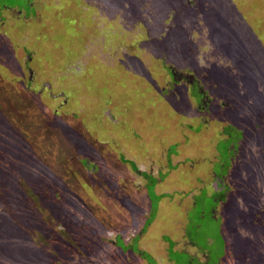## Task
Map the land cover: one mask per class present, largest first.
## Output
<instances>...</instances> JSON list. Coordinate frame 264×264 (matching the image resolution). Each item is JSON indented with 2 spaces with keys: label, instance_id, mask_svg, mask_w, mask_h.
I'll return each mask as SVG.
<instances>
[{
  "label": "rangeland",
  "instance_id": "1",
  "mask_svg": "<svg viewBox=\"0 0 264 264\" xmlns=\"http://www.w3.org/2000/svg\"><path fill=\"white\" fill-rule=\"evenodd\" d=\"M1 87L40 99L0 109V264L47 261L58 219L34 232L30 191L65 198L85 245L62 264H264V0H0ZM26 131L75 171L18 160Z\"/></svg>",
  "mask_w": 264,
  "mask_h": 264
},
{
  "label": "trees",
  "instance_id": "2",
  "mask_svg": "<svg viewBox=\"0 0 264 264\" xmlns=\"http://www.w3.org/2000/svg\"><path fill=\"white\" fill-rule=\"evenodd\" d=\"M1 82L7 83L6 81H1ZM27 83H30V81L27 82ZM2 90H3V88L1 87L0 88V109L3 108L4 104H7L8 102H10V103L12 102V104L14 105L13 101H19V102L28 103V105H26L25 108L20 109V111H22V110L25 111L24 114H37V108L38 107L35 108L33 105H35L34 102H36L37 99H40V95L36 91L34 93L29 91L30 92L29 93L25 89H23V90L19 91L18 93L12 92L11 95L9 96V98H8V97L2 96V94H1ZM195 95H197V93ZM37 104H39V103H37ZM54 115H57V113L54 114ZM262 117H264V113L263 112H258V110L248 114V118L251 119V122L254 121L253 124L259 123V125H257V126H260V127L264 126V119ZM65 124L66 123L62 124V126H61L62 129L64 128ZM70 128H72V127H70ZM47 131L51 132L50 129H48ZM237 131H238V135H240V138H241L242 137V131H239V128H238ZM76 132H77V130H76ZM30 134H31V137H32V138H30L31 143H29L28 148L25 147L22 150L24 152L23 154L25 156V159L23 158V155L22 156L21 155L18 156L16 154L15 156L17 157L18 160L24 161L25 165H29L30 164L29 162L26 163V161H27L26 159L27 158H30V161L31 160H35L36 161L37 159L41 160L42 157H44V155L47 154V152H45V150H46L45 148H47L48 153L52 157H55V159H57L56 167L58 168V172L54 171V173H52L54 175L53 177L66 178L67 175H71L75 171V169H70L69 159L67 158L66 151L65 150L62 151L61 150L62 148L60 149L53 142V140H52L53 139V135H49V134L47 135V132H40V133L36 132L35 135H34L33 133H31V132L28 133L26 131V139L28 138V135L30 136ZM43 136H45L44 137L45 142L42 139ZM21 138H24V137H21ZM39 139H41V141H37ZM238 139H235V140L237 141ZM35 143L38 145V147L34 148V145H36ZM1 148H0V154H1V157H3V159H1V160H2V163L5 164L4 160L9 159V158H6V157L10 154V152L13 153V151H11L8 147H3L2 146ZM4 158H6V159H4ZM90 158H91V156L86 154L83 157L84 161L83 162L80 161L79 164H81L83 167H85L86 165H89L88 159H90ZM22 166H24V165H22ZM94 166H95V168H98V167H96V165H94ZM132 166H134L133 163H132ZM32 170L28 169V171H27L28 175H31V174H29L30 172H32V174H34V171H32ZM14 173H18V168L16 169V171H14ZM39 173L40 172L32 175L27 180L30 179L31 184H33V180H31L32 178H37V177L38 178H44V180L42 181V182H44L45 179L49 177L47 175L43 176V174L42 175H38ZM27 182L28 181H26L25 186H29L27 184ZM86 184L89 186V184L86 183V182L85 183H81V184L79 183V185H81V186H79L78 189L82 190V188ZM84 193H86V192H84ZM221 193L224 194V192H221ZM27 194L29 196L27 195V197L25 198L26 201H27L26 203H28L29 205L34 206V207H42L43 208L42 212L36 213L34 211V213L32 214L31 218H32V220H34L33 221L34 222V227H33L34 230L33 229L32 230L34 232L39 233L41 235V237H43L42 236L43 222H44V220H49L48 217H47V211L51 212L53 217H54L53 219H51L53 224L58 223V225H55V227H53V228H55V231H53L51 233V236H50L51 237V243L50 244H48V242L45 239L42 238L44 240V243L46 244V247H47V250H48L46 255H45L46 256V260H47L45 264H62V262L59 259L65 258L67 255H68V257L71 258V254L75 253L74 250H73L74 248H72V246H74L75 243L73 242V240L71 241V238L69 237V232H70V229H71V221H69V218L72 215L67 210H65V212L61 211V210H63V209H61V202L65 198H64V196H62L58 192H55L54 195L51 196L50 200L47 203L41 204V203L35 202V200H38V198H37L38 193L34 194L33 191H30ZM220 196L222 197V195H220ZM79 197H80V201H81L82 204H86V202L89 201V199H86V197H84L81 194L79 195ZM27 207H29V206H27ZM153 216H154V213L152 214V217L147 220L146 226L151 222ZM54 220H57V222L55 223ZM46 223H48V222H46ZM61 227H63L64 229L67 228L66 231H65V233H66L65 235L63 234L64 231L62 233L56 232V229L57 228H61ZM144 228L145 227H143V229ZM72 230H73V228L71 229V231ZM80 230H82V228H80ZM65 236L68 237L69 239L65 238ZM54 238L55 239L59 238V239L55 240ZM53 242H56V243H53ZM60 245H64V246L65 245H69L70 250L67 249L64 252H60L58 250V247H60ZM84 245L85 244H83V243L75 244V247H80L81 250H82V247H84ZM123 245H125V244H123ZM140 253H142V252L140 251ZM80 254H84V253L80 252ZM144 256H146L145 253H143V257ZM146 259L148 261L147 262L148 264H156V261H154L153 259H151V258H149V259L146 258Z\"/></svg>",
  "mask_w": 264,
  "mask_h": 264
},
{
  "label": "flooded vegetation",
  "instance_id": "3",
  "mask_svg": "<svg viewBox=\"0 0 264 264\" xmlns=\"http://www.w3.org/2000/svg\"><path fill=\"white\" fill-rule=\"evenodd\" d=\"M18 13H19V11H18ZM20 13H21V11H20ZM172 77H173V75H172ZM47 86H48V88L50 87V85L49 84H47ZM220 180H221V182H223L224 181V178L223 177H220ZM214 186H215V188L216 189H218L219 188V191H221V190H225L224 191V200L226 199V197L228 196V194H227V191H229V187L227 186V183L226 182H223V184H222V186L221 187H219V184L217 183H215L214 184ZM218 187V188H217ZM263 191V190H262ZM259 192H261V191H259ZM259 194V193H258ZM262 210V209H261ZM260 210V211H261Z\"/></svg>",
  "mask_w": 264,
  "mask_h": 264
}]
</instances>
